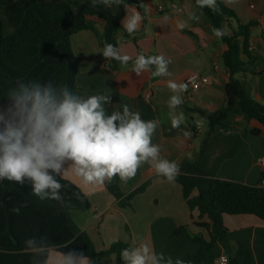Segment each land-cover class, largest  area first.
<instances>
[{
    "label": "crops",
    "instance_id": "1",
    "mask_svg": "<svg viewBox=\"0 0 264 264\" xmlns=\"http://www.w3.org/2000/svg\"><path fill=\"white\" fill-rule=\"evenodd\" d=\"M49 1L69 2L73 14L86 0ZM138 1L140 8H133L144 17L139 29L133 35L116 34L121 54L132 57L127 65L118 61L113 64L100 55L104 47L101 36L104 19L95 15L86 18L98 35L90 29H82L70 36L72 52L79 59L74 92L82 97L110 94L112 103L105 105L109 114L127 105L140 112L142 119L157 120L159 126L152 142L160 146L161 157L177 163L194 161L206 126L197 115L188 116L183 106L213 111L223 104L224 86L229 79L221 60L225 45L214 35L208 20L194 9L190 0ZM222 1L234 10L241 22H254L249 40V51L255 56L252 68L264 70V0ZM106 8L115 16V6ZM189 13H194L198 20L189 21V26L183 30L177 29L176 22L187 19ZM125 14L124 9L122 19ZM165 16L169 20L161 25ZM140 54L164 55L170 59L168 70L171 75H155V66L137 75L133 67ZM192 74L206 75L208 82L196 89L188 85L187 92L180 94L184 102L175 109V114L182 112L184 120L178 128H172L168 100L174 93L168 88V81L184 82ZM242 78L251 85L253 97L264 103V73L253 75L248 72ZM224 123L225 127L215 126L211 133L201 155V168L218 177L245 184L259 183L264 173L260 164L264 156V132L251 133L256 123L249 122L237 104ZM193 125H196L195 130ZM185 132H190L191 136L185 137ZM61 177L78 186L88 198L89 210H70V215L78 227L88 233L97 250L108 248L115 240L131 247L144 243L150 248L155 247L157 253H163L165 260L168 257L173 261L180 258L187 264L188 256L197 251L198 245L184 230L177 234L175 230L186 227L191 232L206 235L204 229L194 224V220H198V212L189 210L181 185L176 180L169 182L156 174L149 164H142L136 175L126 181L118 177L124 196L143 187L132 195L127 207L119 206L106 183L94 187L87 185L71 172L70 167ZM201 220L207 221L206 218ZM222 220L228 228L230 255L235 254L238 244H245L250 264H264V221L251 214H223ZM223 246L222 242H216L215 256L225 253ZM58 258V252L49 251L48 264H54ZM116 259L115 254H108L99 260V264H123L121 254L119 263Z\"/></svg>",
    "mask_w": 264,
    "mask_h": 264
},
{
    "label": "trees",
    "instance_id": "2",
    "mask_svg": "<svg viewBox=\"0 0 264 264\" xmlns=\"http://www.w3.org/2000/svg\"><path fill=\"white\" fill-rule=\"evenodd\" d=\"M190 1L212 29L226 27L228 30V35L219 39L225 45L221 60L229 79L224 86L223 104L217 109L209 111L197 106H183L188 116L197 115L206 128L196 159L179 162L180 172L175 180L182 187L189 210L198 212V220H194V224L204 229L206 235L191 232L186 227H178L175 234L184 230L198 245L197 251L188 256L187 264H212L216 257V242L223 243L228 264H250L245 244H238L235 254L230 255L228 228L222 216L251 214L264 221V185L218 177L203 170L200 159L215 126H226L224 121L236 104L249 122L256 123L251 133L264 132V103L253 97L251 85L242 78L248 72L253 75L264 73V70L252 68L255 56L249 51V40L254 22H241L234 10L222 0H217L219 11L215 12L208 8L201 11L195 0ZM127 3L130 7L140 8L138 0H127ZM116 10V18L113 19L108 16L111 12L104 5L98 3L93 6L89 0L84 1L73 14L67 1L0 0V89L15 86L14 82L20 79L53 78L57 83H67L74 91L79 59L72 52L70 36L82 29H90L98 35L86 19L95 15L105 20L101 34L103 45L110 43L117 47L116 34L123 32L127 35V32L121 24L124 8L117 6ZM195 127L193 125L194 130ZM59 179L64 185L60 201H42L32 195L28 186L0 182V264H32L31 252L40 250H29L23 245V241L32 235L44 236L54 246L49 251L83 252L93 264H99V260L108 254H115L119 263L122 249L131 247L115 240L108 248L97 250L88 233L81 230L70 215V210L90 209L87 196L71 181L63 177ZM106 187L120 207L129 206L132 195L143 188H136L124 196L118 177L106 182ZM194 190L196 194L193 195ZM14 208H19V212H14ZM202 218L207 221H202Z\"/></svg>",
    "mask_w": 264,
    "mask_h": 264
},
{
    "label": "clouds",
    "instance_id": "3",
    "mask_svg": "<svg viewBox=\"0 0 264 264\" xmlns=\"http://www.w3.org/2000/svg\"><path fill=\"white\" fill-rule=\"evenodd\" d=\"M93 6H122L125 16L121 21L129 35L137 32L144 17L127 0H91ZM202 11L208 8L219 11L217 0H195ZM169 17H163L167 24ZM198 20L194 13L187 19L176 22L179 30L189 26V21ZM218 38L228 35L227 28H213ZM103 58L127 65L132 59L121 54L113 44L106 43L99 52ZM171 63L164 55H138L133 71L139 75L155 66V75L169 76ZM15 86L0 89V182L10 181L28 186L33 196L40 200L62 199L64 185L59 177L71 168V172L91 186L111 182L114 177L126 181L134 177L142 164H149L156 174L174 182L180 172L176 161L162 158L160 146L152 142L159 122L145 120L138 111L124 105L110 114L105 105L112 103L110 94H95L82 97L67 83H57L53 78L20 79ZM174 93L168 100L170 123L178 128L184 120L183 113L175 109L183 104L182 93L188 83L168 81ZM190 137V132L184 133ZM19 212V208H14ZM25 248L39 249L32 253V264H48L49 250L54 246L44 236L32 235L23 241ZM56 250V249H55ZM58 252V251H57ZM59 253L54 264H93L83 252ZM39 258V259H37ZM123 264H186L180 258L165 260L155 247L140 243L122 249Z\"/></svg>",
    "mask_w": 264,
    "mask_h": 264
},
{
    "label": "built area",
    "instance_id": "4",
    "mask_svg": "<svg viewBox=\"0 0 264 264\" xmlns=\"http://www.w3.org/2000/svg\"><path fill=\"white\" fill-rule=\"evenodd\" d=\"M184 82H187L193 89L206 84L208 82V77L206 75L192 74L189 75ZM260 164L264 167V156L260 159ZM260 185H264V177L260 180ZM212 264H228V257L225 253L218 254Z\"/></svg>",
    "mask_w": 264,
    "mask_h": 264
},
{
    "label": "water",
    "instance_id": "5",
    "mask_svg": "<svg viewBox=\"0 0 264 264\" xmlns=\"http://www.w3.org/2000/svg\"><path fill=\"white\" fill-rule=\"evenodd\" d=\"M108 16H109L110 18H113V19H115V18H116V16H114V15H111V14H108Z\"/></svg>",
    "mask_w": 264,
    "mask_h": 264
},
{
    "label": "rangeland",
    "instance_id": "6",
    "mask_svg": "<svg viewBox=\"0 0 264 264\" xmlns=\"http://www.w3.org/2000/svg\"><path fill=\"white\" fill-rule=\"evenodd\" d=\"M73 6H74V2H72Z\"/></svg>",
    "mask_w": 264,
    "mask_h": 264
}]
</instances>
